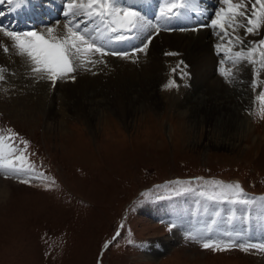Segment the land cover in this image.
Listing matches in <instances>:
<instances>
[{
    "label": "rangeland",
    "instance_id": "rangeland-1",
    "mask_svg": "<svg viewBox=\"0 0 264 264\" xmlns=\"http://www.w3.org/2000/svg\"><path fill=\"white\" fill-rule=\"evenodd\" d=\"M122 1L82 0L69 8L83 17L95 15L92 8L101 9L103 25L90 35L93 41L107 24L112 27L109 20L114 12L112 21L129 29L128 23L138 15L144 17ZM192 1H172L181 6L180 12L192 6L189 21L197 6L205 3ZM45 2L0 0V5L8 4L5 13H9ZM213 2L209 27L182 33L208 30L218 41L210 77L222 81L233 106L237 104L231 113H210L199 107L203 87L196 86L191 65L182 60L179 69L157 84L159 95L147 100L141 94L135 107L114 101L120 84H97L98 89L84 92L74 83L76 75L97 76L93 69L126 64L124 60L140 65L150 57L153 44L144 47L147 39L142 36L138 45L143 48H133L131 55L98 57L91 45H85L87 40L84 48L78 45L75 30L84 22L77 21L72 30L65 27L76 68L66 63L63 75L56 72L58 77L47 69L42 72L48 80L43 85L53 89L51 101L47 99L50 110L28 117L26 105L45 92L32 97L33 92L25 91V79H38L0 66V188H5L0 193V264H257L264 260V2L249 13L237 6L239 0ZM84 7L88 10L81 12ZM231 13L236 18L231 19ZM237 16L252 25L238 24ZM90 22L81 25L86 36L90 25L97 26L95 19ZM238 27L257 40L246 42L236 32ZM149 30L157 32V24ZM38 33L30 37L34 44L30 39L22 43L23 37L17 36L23 33L12 34V45L26 56L35 53L34 66L42 69L43 60H36L49 48L41 44ZM124 33L117 32L114 39ZM65 84L71 87L69 97L63 93ZM136 86L128 85L141 93ZM159 248L155 258L147 256Z\"/></svg>",
    "mask_w": 264,
    "mask_h": 264
},
{
    "label": "bare ground",
    "instance_id": "bare-ground-1",
    "mask_svg": "<svg viewBox=\"0 0 264 264\" xmlns=\"http://www.w3.org/2000/svg\"><path fill=\"white\" fill-rule=\"evenodd\" d=\"M80 1L82 2V0H72V2H70V4H67V5L64 4L63 5L61 0H58L60 6H61V3L63 5L62 9L55 10V8L48 6L46 11L41 12L43 15L42 18L39 16H37V17L32 16L31 20H28V21L27 20L26 21H20V18L16 19L14 17V15H12V14L5 16L1 13L2 15H0V25L4 29V30H0V66L6 67V68L11 69V70L19 71L20 72L19 74H21L23 71L24 73H22V74H25L26 77H28L30 75L31 78L38 79L37 81L34 82V80L25 79L23 77L27 81V82L25 81V88L27 90L25 88L24 89L27 93L33 92L32 94H30L32 97L34 95L39 94L40 92L41 93L45 92L41 96H37L35 101L29 102L26 105L24 112H27L25 114L28 117L35 115V113L38 114V112H41L42 110H47V111L50 110L49 102L47 99H49V100L52 99L51 94L53 93V89L51 87L52 85H50V86L48 85V87H46L47 84L43 85L44 82L46 83L48 81L47 78L45 76H43V73H42L43 70L47 69L48 71H52V72H54V76L58 77L56 72H58L60 75L61 74L63 75V73L66 71L65 69L68 67V65H66V63L67 64L70 63V64H72V65H70L71 67L76 68L73 53H71L69 50L68 41H67L68 36L65 35V32H66L65 27H66V25H67V27L69 25H71L72 29H73V27L77 28V21L86 22L91 17L90 14L86 15V13H85V15L83 17V16H80L81 14L80 15H78V13L73 14V12L70 11L71 8H69V7H73L72 5L77 6ZM84 1H88V0H84ZM167 1H169V0H167ZM256 1L255 0H239V3H238L239 5H237V6H240L241 10L247 9L248 13H249V11L250 12H252V11L256 12L258 10L259 6L264 2V0H259V3ZM206 2L214 4L213 0L212 1L206 0ZM123 4L125 6H128V7H135L136 9H139V5H137L134 0H128V2H123ZM42 6H44V5L41 4L39 6V8ZM143 6L146 7L144 4H143ZM64 7H65V9H64ZM198 7L200 8V12L198 11V13L196 14L197 18H199V14H201V15L203 14V17H201V18H204L206 16L205 13H207V10L211 9V7H208V5H202V4H200ZM3 8L6 9L8 7H4L1 4L0 5V11H2ZM68 8H69V10L66 11ZM141 8H143V7H141ZM146 8H150V6L148 5ZM63 9L65 11L64 13H62ZM92 9L95 10V12L99 13V14H101V12H102V11H100L101 10L100 8H99L100 10H97L95 8H92ZM158 10L161 11V14H164V13L174 14L175 13V10H173V8H171L169 6H165V4H162L161 7H158ZM69 11L71 12V15H69ZM86 11H87V9L85 8L81 12H86ZM66 12H67V14H66ZM81 12H79V13H81ZM107 12H108V10H107ZM114 13L116 15V12H114ZM185 14H187V13H185ZM63 15H65V17H62ZM73 16H74V19L72 18ZM129 16L130 15H128V17ZM232 16L233 15L231 13V19H233ZM61 17L64 18L65 22L59 26H57L59 23L53 25L52 22L58 18H61ZM137 17L135 18L136 21H134V22H130L131 19H128V18L126 19V20H128V22H130V23H128V26L130 24L131 29H129V28L128 29L130 30V32L133 29L135 36H133V38L131 40H127V42H126V40L123 41V42L128 43V47L127 48L123 47V49H126V50L128 48L133 49V47L138 46V44H139L138 40H142V36H145V38L151 37L150 40L148 39L149 41L147 42V44L148 43L150 44V42L153 41V44H152L151 49H150L151 53H149V55H148V57L149 56L150 57L147 59V61H145V60H144L145 62L141 61L140 65L138 64L139 61H137L136 65L131 66V65L127 64L128 62H124L127 60H124V61H122V63H126V64H122V65L119 64L118 65L117 63H114L113 65H109V66L104 65L102 67L93 69L92 71L99 73V75H97V76H92V75L87 76V74L85 75L86 72L82 73L80 75H76V77H74L75 78L74 83H76V85L79 84L78 87L80 89H84L83 91L85 92V91H87V89L88 90L93 89V88L98 89V86H96L97 84H100L101 87L104 85L107 86L109 84H114V85L120 84V87H118L117 92H115V93L112 92L114 95H117V98L114 97V101H117L116 103L117 104L119 103V105H121L120 103H122V104L129 103V105L127 104V106L131 105L132 107H135L136 103H138L137 101L138 100L140 101L141 94H143L145 99L147 98V100L148 99L154 100L159 95L157 93L158 92L157 84L159 85L160 81L161 80L163 81V79L166 80L167 76H171L172 72L175 71V68L177 66H179L178 67V69H179L180 68L179 62L182 60L186 64L191 65V67H192L191 73H192V76L196 82V86L200 87L202 85L201 87H203L202 90L198 94V97L200 98L199 101H201V102H199L197 100V102L200 104L199 107H207V111L210 113H212V112H217V113L223 112V114H224L225 111L230 112V113L235 111L234 108L237 107V106H235L237 104L235 103V105L233 106L232 101L229 99V97L226 94V91L223 88L222 81H220L219 79L212 78L214 76L210 77L212 74L211 73L212 72V65H214V63H215V59L213 58V55H212V54H215V53H213V50H214L213 46L216 45V43L218 41H216V39H214L212 35L210 37L211 33L208 35V33H209L208 30L200 31V34H198V33L197 34H195V33H190V34L185 33L184 34V33H182L183 30L181 32H175V33L168 32V31L164 30L163 29L164 26H162L161 29L159 30V32H157L155 35H153L147 26V20L144 19V17H142L140 15H138ZM177 17L178 16L175 15L174 17H169V18H170V20H175L176 22H178V20H176ZM85 18H86V21H85ZM186 18H187V16H185V19ZM234 18H236V17H234ZM247 20L248 19H246V17H239L238 18V16H237L236 22H238V24H240L242 26H245L246 24L252 25L251 23L248 24ZM158 21L162 22V23H166L165 21H162V19L158 20ZM175 21H172V22L176 23ZM30 22L38 23V24H42V25H45L46 23L50 24V26H48L47 28H45L46 26H42V28L38 31L39 33L37 32L38 33L37 35L41 36V39L39 40L40 42H42L41 44L43 46H46L47 48H49V50H47V53H44V54L40 53L38 55V59L36 60V61H39V60L41 61V59L43 60L42 63H44V66L42 67V69L36 68V66H34L35 61L33 60V58L35 59L37 57L33 56L32 54H35V53L31 52V54L28 53L29 55L26 56L25 55L26 53L24 54V53H21L22 51L20 52V51L14 50V47L12 45L13 42L15 41L14 40L15 35L20 34L19 32H15V31H19L21 29L29 30L28 28L30 27ZM88 24H89V22H88ZM133 24H135V27H132ZM110 25H112V27L109 28L110 30L108 29L110 37H113V33H115L117 30L118 31L124 30L121 27H118L116 24H114V21H110ZM55 26H57V27H55ZM250 27H252V26H250ZM253 28H254V26H253ZM72 29H69V30H72ZM10 31H12V33L15 34L14 37H13L12 33H10ZM236 32H238V35H240L241 38L244 39L248 43H249V41H254V40L256 41L257 40V38L255 36H248V34H246L247 31L243 27L236 28ZM34 34H35L34 32H31V33L26 32V33H23L22 36H17V37H23V39L20 41L22 43H24L26 39L28 40V39H30V37H34ZM151 34H152V36H151ZM75 37H76V35H75ZM95 38L97 40L102 39L101 34L98 36H95ZM76 39H77L78 45H82V42L80 41L81 40L80 35ZM93 41H95V40H93ZM33 42L34 41H32V43ZM109 42H112L114 44L115 40H112V41L109 40ZM113 44L110 45L109 43H107V45L105 46L106 52L104 54H101V56L108 57V59H110V57L106 56V54L112 55V53L115 54L114 52L117 51V50L113 49V47H112ZM217 51H218V49L214 50V52H217ZM97 53H100V52H96V54ZM179 55H181V57H179ZM96 56L99 57L100 55L97 54ZM114 56H116V55H114ZM103 57H101V58H103ZM101 58H98V59H101ZM29 60H31V61H29ZM94 60H96V59H93V62H94ZM47 61H49V62L47 63ZM94 63H93V65H94ZM227 67L228 66H226L224 68L225 72H226ZM243 70H245V69H243ZM237 73L240 74V72H238V71L234 72L235 75ZM35 74L38 75V77H36ZM50 75H52L51 76L52 78L54 77L53 74H50ZM47 76H49V75H47ZM93 79H98V81L95 80L96 81V83H95V81ZM22 81L24 82V80H22ZM107 82H109V83H107ZM28 83H29V85H28ZM134 84H137L136 87L139 86V88H141V93H138L137 89H135L134 91L129 89L128 85L134 86ZM69 86H70L69 84H65V86H64L65 89L63 87L59 88V89H64L63 93L65 95L67 94L68 97H69V88H71ZM124 86H125V91L123 90ZM107 87H111V85L107 86ZM242 91H245V89H243ZM245 92H247V91H245ZM121 93H124V94L130 93L131 96L132 95L133 96L130 98L129 95L127 97L126 95H123V94L121 95ZM46 94H49L50 98H48L49 96ZM135 94H136V97H134ZM73 95H75V94L72 92L70 97L73 98ZM244 100H245V98H244ZM238 105H239V103H238ZM127 106H125L124 108L122 106L121 107L123 109H126ZM58 124L60 125L59 120H58ZM4 192H5V188H3V187L0 188V193H4ZM263 232H264V229H263ZM159 252H161V248H159L157 250H153L147 256L152 257V259H153V257L155 258V256H157V253H159ZM257 264H264V260L260 259Z\"/></svg>",
    "mask_w": 264,
    "mask_h": 264
}]
</instances>
